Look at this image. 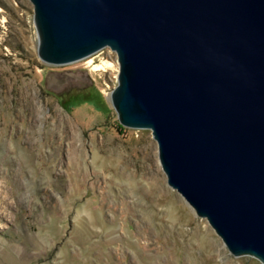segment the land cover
<instances>
[{
	"label": "rangeland",
	"instance_id": "obj_1",
	"mask_svg": "<svg viewBox=\"0 0 264 264\" xmlns=\"http://www.w3.org/2000/svg\"><path fill=\"white\" fill-rule=\"evenodd\" d=\"M116 59L45 63L31 1L0 0V264H263L167 184L151 130L120 124Z\"/></svg>",
	"mask_w": 264,
	"mask_h": 264
},
{
	"label": "water",
	"instance_id": "obj_2",
	"mask_svg": "<svg viewBox=\"0 0 264 264\" xmlns=\"http://www.w3.org/2000/svg\"><path fill=\"white\" fill-rule=\"evenodd\" d=\"M38 56L116 52L111 103L234 256L264 264V0H30Z\"/></svg>",
	"mask_w": 264,
	"mask_h": 264
},
{
	"label": "bare ground",
	"instance_id": "obj_3",
	"mask_svg": "<svg viewBox=\"0 0 264 264\" xmlns=\"http://www.w3.org/2000/svg\"><path fill=\"white\" fill-rule=\"evenodd\" d=\"M106 67V66H112V63L110 62V61H104L103 63H101V64H96L95 66H94V69H96V70H99V69H101L102 67Z\"/></svg>",
	"mask_w": 264,
	"mask_h": 264
},
{
	"label": "built area",
	"instance_id": "obj_4",
	"mask_svg": "<svg viewBox=\"0 0 264 264\" xmlns=\"http://www.w3.org/2000/svg\"><path fill=\"white\" fill-rule=\"evenodd\" d=\"M101 51V50H100ZM116 61H118V59H116Z\"/></svg>",
	"mask_w": 264,
	"mask_h": 264
}]
</instances>
